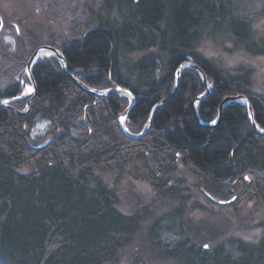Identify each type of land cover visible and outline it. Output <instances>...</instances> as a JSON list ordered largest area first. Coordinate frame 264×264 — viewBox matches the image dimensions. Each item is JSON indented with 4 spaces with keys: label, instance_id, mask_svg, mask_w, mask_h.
I'll return each mask as SVG.
<instances>
[{
    "label": "trees",
    "instance_id": "16d2710c",
    "mask_svg": "<svg viewBox=\"0 0 264 264\" xmlns=\"http://www.w3.org/2000/svg\"><path fill=\"white\" fill-rule=\"evenodd\" d=\"M116 1L100 0L97 24L80 39L55 47L63 51L69 70L83 75L88 86L124 85L133 92L136 102L126 121L131 133L144 129L152 107L173 90L177 67L188 59L201 67L212 85L197 106L203 121L214 122L223 99L241 94L264 129V93L252 89V71L225 73L195 51L204 27L225 21L228 31L253 53L247 45L248 23L234 0H118L115 8ZM147 49L157 51L132 65L129 75L136 81L128 83L120 75L119 52ZM33 51L17 58L0 41V77L8 80L0 98L21 93L20 82L10 79L4 67L24 68L29 81L25 66ZM32 74L37 92L28 112L16 114L0 105V264L117 263L148 220V246L157 244L164 250L159 255L179 264H264V235L257 242L231 237L208 248L182 232L175 237L171 229L184 213L182 201L188 199L168 177L179 163L211 198L231 204L249 194L264 199V135L252 126L246 105L232 102L217 127L201 125L192 102L206 87L201 76L187 68L178 92L157 108L148 134L135 140L117 121L130 103L128 97L113 93L93 104L98 97L67 77L55 56L38 61ZM28 100L11 105L27 111ZM39 118L47 120L49 128L34 140L31 132ZM135 158L141 159L139 179L163 199L181 203L171 225H163L164 218L152 220L148 207L133 213L120 210L115 190L94 173L108 167L120 177ZM26 164L34 169L19 172Z\"/></svg>",
    "mask_w": 264,
    "mask_h": 264
},
{
    "label": "rangeland",
    "instance_id": "374dc122",
    "mask_svg": "<svg viewBox=\"0 0 264 264\" xmlns=\"http://www.w3.org/2000/svg\"><path fill=\"white\" fill-rule=\"evenodd\" d=\"M234 1L237 3V12L248 23L251 44L247 45L253 53L248 52L244 42L238 41L228 31L225 21L204 27L195 51L228 74L237 73L242 68L250 69L252 89L257 93H264V0ZM118 5L117 0L115 8ZM99 9L100 0H0V41L6 46L7 52L13 53L17 58L27 57L41 45L63 47L64 42L80 39L87 28L97 24L96 13ZM113 16H116V11ZM156 51L147 49L119 52L121 77L134 84L135 75H129L132 65ZM49 56L51 55L43 58ZM5 70L10 74V79L20 82L22 92L32 86L23 74L24 68L16 69L14 65L8 64L4 67ZM141 74L143 76L145 72ZM7 81L0 77V91L7 85ZM12 85L14 86L13 83ZM48 128L47 120L37 119L31 132L32 138H42ZM140 166L141 159L135 158L120 177L108 167L96 168L94 173L115 190L120 210L133 213L142 207H148L152 220L164 218L162 224L171 225L169 222L181 203L178 200L163 199L146 181L139 179L137 168ZM33 169V165L26 164L18 170L28 173ZM168 177L173 185L181 187L183 195L187 193L185 196H188V199L182 201L184 213L177 216L172 224L175 237L182 232V236L210 248L231 237L257 242L264 235V199L260 200L249 194L233 204L215 202L198 187V180L190 169L180 163L178 169ZM148 223L149 220L144 223L132 244L121 252L118 262L111 264H179L159 255L164 250L157 244L150 243L148 246Z\"/></svg>",
    "mask_w": 264,
    "mask_h": 264
},
{
    "label": "water",
    "instance_id": "95a60500",
    "mask_svg": "<svg viewBox=\"0 0 264 264\" xmlns=\"http://www.w3.org/2000/svg\"><path fill=\"white\" fill-rule=\"evenodd\" d=\"M43 55L44 56L45 55H51V56H55L56 58H58V60L61 63V66H62V70L67 77H69L83 91H85L89 94H92L95 97H98V100L95 101L93 104L99 103L102 98H104L108 95H111L113 93H122L123 95L129 97L130 103H129L128 107L124 110V112L121 113L117 117V121L119 123V127L122 130V132L124 134H126V136H128L131 139L138 140V139H141L148 134V132L151 128L152 121H153V118H154V115H155L157 108H159L161 105L167 103L178 92L179 87H180V83H181L182 73L187 68L194 69L201 76L203 83L206 87L205 92L203 94H201L200 96H198L192 102L193 115L196 117V119L198 120V122L201 125L206 126V127H217L222 120L224 108L232 102H238V103H241V104L247 106L248 114H249V118H250V122H251L252 126L255 128V130L257 132L264 135V130L261 129L259 127V125L257 124V122L255 120L253 107L245 95L237 94V95L226 96L220 104L219 115H218V118L215 120V123L205 122L201 119V117L199 116L198 110H197V106L201 100L206 98L211 93L212 85L208 82L207 75L201 69V67L198 66L197 64H195L191 59H188V60L182 62L177 67V69L175 71V84H174L173 90L170 92V94L167 97L161 99L159 102H157L152 107L148 122H147L146 126L144 127V129L142 130V132H140L139 134L131 133L128 130L127 125H126V121H127L128 115L130 113V110L132 109V107L134 106V104L136 102V97L133 94V92L129 88H127L126 86H123V85H117L113 88L104 89V90L95 89V88L88 86L77 75H75L73 72H71L69 70L63 51L60 50L59 48L55 47V46H52V45H41V46H39L38 48H36L33 51V53L31 54V56L28 59V62L25 66V73H26V75H27V77H28V79L32 85L31 92L28 94H25V92H22L18 95H14L11 97L0 98V105L7 106V107L11 108L16 114H24L30 110L31 103H32L33 99L35 98L36 92H37V87H36L35 79H34L33 74H32V69L38 61L43 59V57H44ZM28 97H29V100L27 101V111L18 110L14 106L11 105V102H13V101L26 99ZM5 101H7V103H5ZM48 141L49 140L45 141L43 144L39 145L38 147H44L48 143ZM213 199L218 203H226L227 202V201H223V200H220L217 198H213Z\"/></svg>",
    "mask_w": 264,
    "mask_h": 264
},
{
    "label": "bare ground",
    "instance_id": "6f19581e",
    "mask_svg": "<svg viewBox=\"0 0 264 264\" xmlns=\"http://www.w3.org/2000/svg\"><path fill=\"white\" fill-rule=\"evenodd\" d=\"M44 56V55H43ZM75 74V73H74ZM76 75V74H75ZM78 76V75H77ZM79 77V76H78ZM80 78V77H79ZM81 79V78H80ZM124 86V85H123ZM29 89H32V87H28L27 88V90L25 91V94H28V93H30L31 91H29ZM107 89H109V88H107ZM101 90V89H100ZM120 94H122V93H120ZM123 95V94H122ZM125 96V95H124ZM127 97V96H126ZM130 100V99H129ZM212 123V122H211ZM264 130V129H263Z\"/></svg>",
    "mask_w": 264,
    "mask_h": 264
},
{
    "label": "snow or ice",
    "instance_id": "6c2138e0",
    "mask_svg": "<svg viewBox=\"0 0 264 264\" xmlns=\"http://www.w3.org/2000/svg\"><path fill=\"white\" fill-rule=\"evenodd\" d=\"M29 91H31V89H29ZM5 103H7V101H5ZM213 123H215V121H214ZM205 247H208V246H207V245H205Z\"/></svg>",
    "mask_w": 264,
    "mask_h": 264
},
{
    "label": "flooded vegetation",
    "instance_id": "af4514ba",
    "mask_svg": "<svg viewBox=\"0 0 264 264\" xmlns=\"http://www.w3.org/2000/svg\"><path fill=\"white\" fill-rule=\"evenodd\" d=\"M77 75H78L80 78L83 77V75H81V74H77Z\"/></svg>",
    "mask_w": 264,
    "mask_h": 264
}]
</instances>
